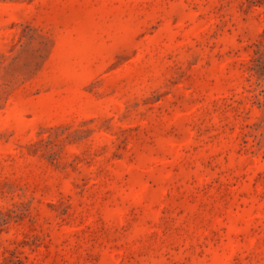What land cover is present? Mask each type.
<instances>
[{"label":"rangeland","instance_id":"rangeland-1","mask_svg":"<svg viewBox=\"0 0 264 264\" xmlns=\"http://www.w3.org/2000/svg\"><path fill=\"white\" fill-rule=\"evenodd\" d=\"M0 264H264V0H0Z\"/></svg>","mask_w":264,"mask_h":264}]
</instances>
